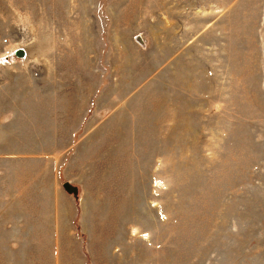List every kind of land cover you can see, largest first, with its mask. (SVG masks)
Segmentation results:
<instances>
[{
	"label": "rangeland",
	"instance_id": "374dc122",
	"mask_svg": "<svg viewBox=\"0 0 264 264\" xmlns=\"http://www.w3.org/2000/svg\"><path fill=\"white\" fill-rule=\"evenodd\" d=\"M0 264H264V0H0Z\"/></svg>",
	"mask_w": 264,
	"mask_h": 264
},
{
	"label": "water",
	"instance_id": "95a60500",
	"mask_svg": "<svg viewBox=\"0 0 264 264\" xmlns=\"http://www.w3.org/2000/svg\"><path fill=\"white\" fill-rule=\"evenodd\" d=\"M14 55L19 58V59H22L25 57V53H24V50L22 49H17L15 52H14Z\"/></svg>",
	"mask_w": 264,
	"mask_h": 264
}]
</instances>
